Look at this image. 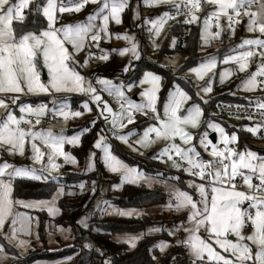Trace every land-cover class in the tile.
Wrapping results in <instances>:
<instances>
[{"label":"snow or ice","instance_id":"obj_1","mask_svg":"<svg viewBox=\"0 0 264 264\" xmlns=\"http://www.w3.org/2000/svg\"><path fill=\"white\" fill-rule=\"evenodd\" d=\"M31 2L32 0H13V2H10V0H0V93L36 95L41 93L50 94L52 92H76L88 95L90 96L91 104H94L96 108V118L91 120L90 126H95L97 120H102L105 124H108L110 121L112 135L124 143H129L131 133L123 134L118 129H123L126 123L132 124L135 119L134 113L148 115L149 112L152 114V118L158 122L159 126L151 125L143 130L142 136L135 141L142 147H147L150 143L151 134H155L156 138L163 137L172 140L179 136L186 144L193 139L192 135L185 132L181 125L191 124L193 127H197L202 114L201 108L199 105H195L188 110L186 115H178L182 103L190 99L188 94L179 85H173V88L169 90L167 101L163 104V118H161L156 108L162 82L160 75L151 71L143 73L139 84L141 86L149 85V87L144 88L140 93L144 102L135 103L125 97L124 83L114 84L111 79L96 77L95 84L102 86L98 90L91 80H87L79 72L70 69L66 63V61L71 59L72 55L64 46L66 42H70L75 51L81 50L85 45V41L89 42V48H100V41L110 38V21L116 25L122 23V13L128 8L130 0H111V2L104 0L99 7V11L96 14L88 16V24H68L62 28L55 27V23L57 22L56 13H79L90 0H78V2L76 0H68V3H64L63 0H60V2L58 0H46V3L43 5L37 3L35 10L37 12L42 10L43 16L46 17L48 22L47 29L41 31L39 35L29 31L19 35L17 38L13 29V21L23 22L25 18L23 10L28 8ZM91 2L97 3V0H91ZM170 2L172 0H143V3L146 5L156 6ZM207 2L216 6V11H213L203 23L204 32L201 35V39H204L206 42L209 36H220L219 29L221 25L219 18L221 15L226 17L227 26L225 31L229 35L240 24V18L246 16L248 18L247 31L256 32L258 30L264 36V0H207ZM172 7L175 9V12L170 14V12L165 11L158 18L144 21L145 24H150L148 32L153 39L160 35L166 20L181 14L184 9H186V12H184L186 16L184 22L189 24L196 22L198 17L194 13L201 9V0H182V3L179 4L172 2ZM213 17L217 21L216 28L218 31L215 33L209 31L211 28L210 22ZM98 18L102 21L99 26L93 23ZM116 35L117 38H120L121 34L117 33ZM123 38L130 46L122 48L119 51V55L123 57L125 54H130L129 64L122 69L123 73H128L131 71L132 60L140 59V52L134 37L125 34ZM175 43V38H173L171 45L174 47ZM244 45L255 46V48L259 49V52L247 50L237 55H227L223 63L235 62L239 66V71L244 72L248 68L249 58L258 56L260 63L257 66V70L248 74V77L244 80L243 87L247 91H264V38L244 39L241 47ZM153 46L157 47L155 43ZM100 52L101 55L98 59L108 61V50L100 48ZM93 55L94 53L91 51L88 52L89 58ZM41 58L43 67L48 71L47 83L41 82L40 78L38 63ZM84 63L87 64L88 60H85ZM216 66L217 61L210 59L207 63H201L198 67H193L189 71L195 73L197 78L203 79L205 74L215 69ZM230 75V69L221 72L220 82L223 83L225 78ZM133 86V83H128L127 89L130 91ZM211 90L212 80L209 79L207 85L201 91L208 93ZM104 92L120 98L122 102L119 113H114L108 102L103 99L101 93ZM199 94L198 92L197 95ZM18 99V96H14L11 102L15 104ZM90 102L84 101L82 103L85 112L93 111L92 107H90ZM53 103H56V101H53ZM125 104L127 105L126 107ZM18 106L21 113L27 112L29 115L37 117L35 120L36 124L40 123L39 117L48 111L47 106L44 104L35 108L24 104ZM0 107L7 110L8 106L4 99H0ZM66 107V104H61L59 109H53V112L58 111L65 119L69 115L73 117H80L82 115V112L79 110L65 111ZM249 109V114L245 118L253 120L254 123L251 126H247L244 130L253 136L264 133V99L250 101ZM251 110H255L257 114L253 115ZM21 122L29 125V129L25 130V128L20 127ZM31 124V120H25L23 116L17 119L8 111L4 122L0 125V144L10 145V148L7 149L9 154L18 152L23 156L26 138L28 137L32 141L41 140L50 149L47 154L46 163H41L44 160L45 153L41 151L37 143L32 142L30 144V159H32L34 164H41L39 168L28 166L16 167L6 161L0 163V232L3 233L2 239L7 242V247L5 244H0V264H5L10 258L8 247L19 250L20 254L23 255L30 247L31 237L35 235L37 240L40 238L39 234L34 233L30 227L34 222L33 218L24 214H14L12 211L13 207L21 205L31 209H47L49 215H52L59 211L55 207L56 199L64 194V188L58 187L56 195L51 201L43 199L34 201L14 199L12 197L13 180L17 177L32 181L47 182L51 180L59 185V177L53 175L61 166L56 163V159L63 157L64 163L73 165L77 163L75 156L63 151V145L65 143L78 145L81 141L79 134L56 137L51 132L43 134L31 131ZM208 127L218 132L220 142L224 147L220 149L216 145H213L207 139V132L201 136L200 144L206 152L209 148L211 149L209 155L214 159L218 158L216 163L219 167L213 165L211 160L204 161L200 159V153L196 152L195 147L182 149L174 143L154 157L162 159L167 156L171 160L172 153H174L181 160L187 162L189 167L185 168V171L189 175L199 176L202 180L206 177H211L209 183L212 186L210 201L209 192L203 183L194 184L193 182H189V186H194L198 192L200 196L199 201L194 200L192 195L187 192H177L175 205L170 203L168 207H175L177 209L187 208V223L181 225L179 228L169 230L168 235L176 237L177 232L183 230L188 233V236L186 239H175L174 244L172 242L161 241L150 247L149 252L153 253L155 249H159L163 253L168 247L178 245L188 249L191 264H249V262L251 264H264V196L249 195L246 191L237 190L235 183L236 177L239 176L249 192L253 190L255 192H264V157L258 156L254 151L246 150L237 153L235 148L229 147L230 144H234L238 139L235 133L229 136L223 127L215 123H209ZM88 130L89 128L84 129L85 132ZM261 138H264V135ZM107 141L108 136L105 134V130L100 129L96 133L93 148L99 149L102 152L103 163L111 172H121L122 182L136 183L140 179H144L145 183L152 182L150 178L143 176L137 169L130 168L118 160L113 155L111 146ZM135 150L133 148V151ZM236 156H238V159H233ZM94 157L95 151H92L87 161L88 170H92L94 167ZM226 160H230L231 163H224ZM174 166L180 167L175 162ZM193 169H198V171L194 172ZM241 169H247V172L241 171ZM254 178L259 183L254 184ZM217 185H227V187ZM119 186L114 185L113 187ZM78 188L83 191L85 189V182H79ZM96 188V182L92 181L90 191L93 194ZM68 194L71 195L72 193ZM244 201H249L250 206L256 209L254 214L240 207ZM105 203L107 204V202ZM108 208L120 216L141 215L139 212L134 213V211L115 209L112 205H108ZM9 216L12 219L8 230L5 231L6 219ZM88 221L89 216L86 214L77 221V225L88 229ZM248 221H250L252 232L245 235L242 229ZM202 228L208 234L206 238L198 235ZM60 231L70 232L71 229L61 228ZM148 231L160 232L163 229L161 227H152ZM229 233L237 238L235 243L227 239ZM20 234H23L26 238H19ZM140 238L141 235H129L122 238L118 237L117 239L128 244L130 248H135ZM213 240L214 244L211 242ZM252 245H255V251ZM217 246L223 249L225 253H229L230 257L234 259L221 254L217 250ZM83 248L92 249V245L89 242H85ZM97 251L98 254L103 252L102 249ZM11 258L14 261L18 259L14 254ZM152 258L156 260L154 254ZM67 259L71 260L72 257H68ZM102 264H111V259L106 257L102 261ZM171 264H176V257L171 258Z\"/></svg>","mask_w":264,"mask_h":264},{"label":"rangeland","instance_id":"obj_2","mask_svg":"<svg viewBox=\"0 0 264 264\" xmlns=\"http://www.w3.org/2000/svg\"><path fill=\"white\" fill-rule=\"evenodd\" d=\"M10 2H13V0H10ZM58 2H60V0H58ZM63 2L68 3V0H63ZM76 2H78V0H76ZM103 2L104 0H97V3H92L90 0V2L79 13L72 12V13L60 14L59 12H57L56 13L57 22L55 23V27L62 28L63 26H66L68 24H72V25L88 24L89 23L88 16L96 14L99 11V7L100 5H102ZM109 2H111V0H109ZM172 2L179 4V3H182V0H172ZM172 2L156 6V5H146L143 3V0H130L128 8L125 10L124 13H122V23L120 25H116L114 22L110 21L109 23V32L111 33L110 38L107 40L102 39L100 41V48L108 50V53H109L108 61H102L98 59V57H94V56L89 58L88 52L91 51L92 48L99 50V51H100V48H96V47L89 48L88 41H85L84 47L79 51H75L70 42H66L64 45L65 48L68 50V52L72 54L71 59L66 61V63L68 64V67L70 69H74L75 71L79 72L82 76H85L87 80H91L93 82V85L97 87L98 90L102 86L95 84L96 77L111 79L114 84L124 83L125 85L124 91H125L126 98L134 101L135 103H143L144 101H143V98L140 96V93L143 91L144 88L149 87V85L141 86L139 84V80L143 77V73L145 71H151L157 75H160V74L155 71L145 69L139 75V78L135 80L134 78L131 77L130 72L128 73L122 72V69L126 65L129 64V58H130V54H125V56L123 57L119 55V51L122 48L130 46L128 42L123 38V36L125 34L132 36L134 37L135 42L138 45V50L140 52V58H141L142 48H144V51L147 57H149L153 61H157L158 65L164 68H168L175 74L174 76L176 79L173 80L172 84L164 92H163L164 80H163V77L160 75L162 77V82H161V90L158 93V101L156 104V108L161 118H163V104L167 101L168 92L170 89L173 88V85H179L181 89L185 91L190 97V99L182 103L180 110L178 112V115H181V116L186 115L188 110L194 107L195 105H199L201 108L202 114L199 118L197 127H193L191 124L181 125L183 130L189 133L190 135H192L193 137V139L187 144L184 143L179 138V136H177L174 140H172V139H165L163 137L156 138L155 134H151L150 143L147 145V147H142L140 144L136 143L135 141L138 140L140 136H142L143 130L151 125H156V126H159V125L156 120L150 121L147 118V115L140 113V115L138 116L134 115L135 119L132 124L126 123V126L123 129H118V131H120L123 134L131 133V135L129 136V143H124L122 141L117 140L112 135V133H111V137H109L105 132V134L108 136L107 142L110 144L111 150H112V147H114L115 145L114 142H117L125 152L143 160L142 159L143 156H146L148 154H158L162 150H164L166 147H169L171 144L174 143L182 149H188V148L195 147L196 152L200 153V159H203V157L206 156L205 155L206 151L204 147L200 144V139L203 133L207 132L208 134L207 139L210 141H211L210 136L212 134H215L216 143H212V144L216 146L222 145L224 147V145L220 142L218 132L208 127L209 123H215L223 127L226 134H228L229 136H231L232 133H235L237 135L238 137L237 141L234 144L229 145V147L234 146L237 153L244 152L246 150L254 151L258 154V156L264 157V138H261L259 134H257L256 136H253L251 133L244 130L247 126L253 125L254 122H252L251 120H243V119H224V118L220 119V117H218L215 113V107H213V104L216 101L218 102L217 100L218 98L219 100H222L220 99V96L222 94L221 90L223 89V87L227 83L235 79L237 82L231 91V94L233 96L244 98L245 100L249 102L264 99V91H260V90L247 91L243 87L244 80L248 77V74L251 72H255L257 70V66L260 63L258 56L249 58L248 68L244 72L239 71V66L235 62H229L227 64L223 63L224 58L227 55H237L240 52L247 51V50H254L256 52H259V49L255 48V46L244 45L243 47H241V44L244 39L262 38V35L258 32V30L256 32L247 31V25L245 24L246 16L240 18L241 19L240 24L237 25L235 27V31L231 35H229V33L225 31L226 26H227L226 17L221 15L219 18V23L221 25V28L219 29L220 36L219 37L209 36L206 42L204 39H201V35L204 32L203 23H204V20L208 16H210L213 11H216V6L209 4L207 0H201V9L194 13L198 17V19L196 22L193 23V25L199 28L200 43L203 47L201 49V53L199 57H202L203 59L196 64L187 66L185 65L186 55L180 51H173L172 53H169V54H161V49H162L161 47L163 46V43L168 38L170 30L173 27H175L180 20L178 15H175L174 17H171L168 20H166L161 30L160 35L158 37H155L154 39L150 37L149 32H148V29L150 28V24L144 23V21L146 20L158 18L165 11L170 12V14L175 12V9L172 7ZM27 9L28 8L23 10L24 16H25V12ZM127 10L128 12H126ZM137 13H138V16H137ZM212 20L210 22L211 28L209 29V31L211 33H215L216 31H218V29L216 28L217 21L215 17H213ZM243 21H244V24H243ZM93 23L99 26L101 25L102 21L98 18L97 20L93 21ZM47 25H48V22H47ZM46 29L47 27L40 30L39 32H34V33L39 35L41 31L46 30ZM117 33L121 34L120 38H117V35H116ZM173 38H175V41H176L174 47L171 45V41ZM154 43L155 45H157V47L153 46ZM176 44H177L176 36L173 35L172 37L167 39L168 49L175 50ZM210 59H215L217 61V66L215 69H212L207 74H205L203 79L197 78L195 73H191L189 71L193 67H198L201 63H207L208 60ZM85 60H88L87 64L84 63ZM136 61L138 60H132L131 69L133 68V64ZM172 61H174V63H172ZM38 68L40 70L41 82L47 83L48 71L46 68L43 67L42 58L40 62L38 63ZM226 69L231 70V75L226 77L224 82L221 83L220 73L225 71ZM213 73H215V75H213ZM209 79L212 80V90L208 93H203L201 89L207 85ZM128 83L134 84V86L132 87L130 91L127 89ZM198 92L200 93L199 95H197ZM101 95L103 99L108 102L109 106L113 109L114 113H119L121 111L120 104L122 101L120 100V98L116 97L115 95H109L106 92L101 93ZM14 96L19 97V99L17 100L15 104L11 102ZM0 99H4L5 103L8 106L7 110L3 107H0V125H2V123L4 122L7 112L10 111L17 119L23 116L25 120H31L32 121L31 131L40 132L43 134H47L51 132L52 135L56 137H59L61 135L72 136L74 134H79L81 136L82 132L80 131L69 133L68 132L69 127L73 123L81 124L84 122H91L92 119L96 118V108L94 104H91L90 96L84 95L82 93L52 92L50 94L41 93V94H36V95L25 94V93H18V94L17 93H0ZM72 99H78L77 107L73 108L72 101H71ZM53 101H56V103H53ZM84 101L90 102V107H92L93 109L92 112H85L83 110L82 103ZM205 101L207 102L205 103ZM21 104L28 105L33 108L38 107L41 104H44L47 106L48 111L43 116L39 117L40 123L36 124L35 120L37 119V117L31 116L27 112L25 113L20 112L18 105H21ZM61 104L67 105V107L65 108V111L71 112V111L79 110L82 112V115L80 117H73L69 115L68 118L65 119L64 116L59 114L57 120H53L50 123L45 122V117L48 114L53 113L52 107L53 106L60 107ZM149 114L151 113L149 112ZM97 123H100V120H97ZM20 127L25 128V130L29 129V125L23 122H21ZM100 127L101 129H104V130L106 129L109 132H111L110 131L111 129L110 121L108 124H105V123L104 125L100 124ZM240 130H243L249 133L250 135H252V139L249 141L250 144L246 146L245 148L240 147V134H239ZM32 142L37 143L38 146H40L41 151L45 153L44 160L41 163H46L47 154L49 153L50 149H48L47 146H45L41 140L32 141L30 137L26 138L25 152L23 156H21L18 152L15 154H9L7 149L10 148V145L0 144V163H3L6 161L16 167L28 166V167L39 168L41 164H34L32 159H30V156H31L30 144ZM79 144L71 145V144L65 143L63 145V151L68 152L73 156V153H71L70 150H66V148L67 147L70 149L76 148L79 146ZM133 148H135L136 150L133 151ZM175 157L180 158L176 155ZM209 157L212 161V164L218 167L216 163V158L214 159L211 156ZM101 159H102V152H101ZM233 159H238V156L233 157ZM181 161L186 165L185 167H181V169L185 171V168L189 167V165L187 164L186 161H183V160ZM56 163L60 164L61 166L56 172L53 173V175L58 176L59 180L64 175L65 165H69L72 171H77L79 169L78 162L75 165L70 164V163H64L63 157H58L56 159ZM171 165L174 169L179 170V168L174 166V163H171ZM128 167L135 168L131 166H128ZM105 170H106V177L109 180L117 179L118 183L121 185L126 183V182H122L121 172H111L106 166H105ZM193 170L198 171V169H193ZM241 171L247 172V169H241ZM186 174L189 176L188 181L193 182L194 184H201L202 182L206 181L205 179L202 180L199 176L189 175L187 172ZM210 180H211V177H210ZM235 181L241 182L240 185L237 186V190L246 191L249 195L260 196V194H257L259 192H255L254 190L249 192L247 187L243 185L242 179L239 176L236 177ZM115 184L110 186V189H109L108 183L106 181H103L102 183H100L99 195L97 197V200L95 201L94 210L99 207L100 202L98 201L105 195L106 191L109 190L110 194L113 196H119L120 193H116L114 190L113 186ZM171 186L175 187L173 183H171ZM211 186H212L211 184L209 186H205L206 190L209 192V198H211ZM217 186L225 187L224 185H217ZM191 188H194L195 195L192 196L193 199L196 201H199L200 196L198 192L195 190V187L193 186ZM57 190L50 197V199L53 198L54 195H56ZM64 192H65V189H64ZM177 192H180V191L175 190L171 192L172 198H173V203L171 204L173 205H175L177 201ZM111 205L115 209H120V210L126 209V208L118 207L113 204ZM198 206H201V205H198ZM240 207L242 209L248 210L249 212L250 210H252L253 214L256 211L255 208H252L250 206L249 201H244V203L241 204ZM136 209L138 210L139 208H136ZM170 210H174L176 212H184V214L186 215L185 224L187 223V216H188L187 208L177 209L173 207L172 209L169 208V211ZM12 211L14 214H24V215L32 217L34 222L31 224L30 227L34 233H38L37 228H38L39 218H38V215L35 214L36 213L35 211H33L30 208L21 206V205H15ZM86 214L89 216V220H90L91 215L93 214V211L87 212L83 214V216H85ZM11 219H12L11 216L7 218V222L5 223V229H4L5 231L8 230ZM180 226L181 225L174 227V228H179ZM61 228L63 227L55 228V224L52 223V221L50 224H48L47 226L48 231H47V238H46V246L48 250L58 249L59 248L58 241L61 242L63 246L71 245L69 232L60 231ZM63 229H66V228H63ZM167 229L172 230L171 228H167ZM181 231L183 232V239L187 238L188 233L184 232L183 230H180L177 232V235L176 237H174V240L178 239L177 237L180 236ZM242 231L245 235L251 234L252 227H251L250 221H249V225L245 224ZM198 235H200L202 238H206L208 234L202 228L200 232L198 233ZM0 236L1 237L3 236L2 232H0ZM19 238H26V237L23 234H20ZM227 239L231 240L233 243H235L237 240V238L231 233L227 235ZM211 242L214 244V240ZM33 246H36V247L42 246L39 239L37 240L35 238V235L31 237L30 247L28 248L26 252L23 253L22 256L26 255ZM252 247H253V250L255 251V245H252ZM15 250L17 251L18 254H20L19 250L17 249ZM217 250L220 251L221 254L230 257L229 253H225L223 249H220L218 246H217ZM9 257L10 258L5 262V264H10L11 261L13 260L10 255ZM230 258L234 259L233 257H230ZM41 263L50 264V262H47V261L38 262L36 264H41ZM249 264H251V262H249Z\"/></svg>","mask_w":264,"mask_h":264},{"label":"trees","instance_id":"obj_3","mask_svg":"<svg viewBox=\"0 0 264 264\" xmlns=\"http://www.w3.org/2000/svg\"><path fill=\"white\" fill-rule=\"evenodd\" d=\"M43 5L46 0H33L25 12L23 22L14 21L13 29L17 36L26 32H39L47 27V21L43 16L42 10H35L36 4ZM128 12V10L126 11ZM176 36L177 44L175 50L168 49L167 39ZM161 47V54H169L173 51H180L186 55L185 65L190 66L200 62L203 58L199 57L201 49L199 28L193 23H185L181 19L178 24L170 30L168 38ZM225 43V42H224ZM149 69L159 73L164 80L163 92L175 80V74L168 68L161 67L157 61H153L145 54L142 48L141 58L133 64L130 71L132 78L137 80L143 70ZM236 79L227 83L221 90L222 94L213 104L216 106L219 102L243 103L247 102L244 98L233 96L231 91L236 85ZM162 92V93H163ZM72 106H78V99H72ZM218 118V117H217ZM221 119V118H220ZM100 123L95 126H90V122L73 123L69 127V133L80 131L81 141L76 148H66L73 153L79 165L77 171H72L69 165L64 166V175L60 178V184L57 185L54 181H32L26 178H16L13 181L12 197L14 199H48L58 187H63L65 192L59 200L60 215L54 219H50L45 212H36L38 215V234L41 247L33 246L26 255L22 256L17 253L15 248L8 247L9 255L13 254L18 257L17 260H12L10 264H36L38 262H54L56 264H102V261L107 257L111 259V264H171V258L176 257V264H185L188 256L184 246H171L157 260H153L152 255L157 256L158 249L153 253L149 252V248L161 242L168 241L174 244L171 236L165 231L167 228L174 229L179 225L185 224L186 215L177 214H162V215H142L140 217H115L107 218L104 216V207L113 204L120 207H147L156 204L172 203V195L166 191L161 185L149 187L145 184H125L119 196H113L108 191L98 201L99 207L94 210L95 201L99 195V185L103 181L108 183V187L117 183V179L109 180L106 177V170L101 159L99 149L93 148V142L96 139V133L101 129ZM85 128H89L87 132ZM240 147L245 148L250 143L252 135L240 130ZM112 152L114 155L123 160L131 167H135L142 174L151 175L164 180L175 182L178 187L190 195L194 194V188L189 186L188 177L169 172L162 167L141 160L125 152L122 147L114 142ZM95 151L94 167L92 170L87 169V161L91 152ZM151 155V154H148ZM204 156L203 158H205ZM85 182V189L81 191L78 188L79 182ZM95 181L97 188L93 194L90 191L91 182ZM68 193H72L69 195ZM107 202V204L105 203ZM93 211L89 220V228L84 229L77 225V221L83 214ZM52 220L55 227L68 228L70 231V246H63L58 241L59 248L56 250H48L46 246L47 225ZM152 227H161L163 231L160 234L145 235L142 237L135 248L129 249L126 243L116 242L112 239L115 233H145ZM89 242L92 249L83 248V244ZM0 243L7 242L0 236ZM99 249L103 252L98 254ZM78 253V254H77ZM68 257H72L68 260Z\"/></svg>","mask_w":264,"mask_h":264},{"label":"built area","instance_id":"obj_4","mask_svg":"<svg viewBox=\"0 0 264 264\" xmlns=\"http://www.w3.org/2000/svg\"><path fill=\"white\" fill-rule=\"evenodd\" d=\"M184 12H186V9L182 10L181 14L178 15V17L182 20V21H185L186 19V16L184 14ZM213 21V20H212ZM215 22V20H214ZM91 52L94 53V57H99L101 55V52L99 50H96L94 48L91 49ZM249 103L250 102H243V103H231V102H219L216 104L215 106V113L218 117L220 118H224V119H243V120H248L246 119L245 117L249 114ZM126 106V104H125ZM56 109H59L58 106H56ZM252 111V114L253 115H256V111L255 110H251ZM58 111L57 112H53L51 114H48L46 117H45V122L47 123H50L52 122L53 120H57L58 119ZM134 115L138 116L140 115V113H134ZM147 118L150 120V121H155V119L152 118V114H149L147 115ZM31 119V118H30ZM102 122V124L104 125V122L102 120H100ZM252 122H254L253 120H251ZM105 132L106 134L111 137V132H109L108 130L105 129ZM260 136L264 135V133H261L259 134ZM218 148L220 149H223V146L222 145H217ZM232 148H234V146H231ZM211 151V149L209 148V150L205 153L206 157L203 158L204 161H209L211 160L210 159V155H209V152ZM157 154H151V155H146V156H143L142 159L149 162V163H152V164H155V165H158L160 167H162L163 169L169 171V172H172V173H175V174H178V175H182V176H185V177H189L186 172L181 169V167H185L186 165L180 160V158H177L175 157V155L172 153V159L169 160L167 158V156L163 157L162 159H159V158H154ZM218 158H216V161H217ZM176 163V164H179L180 167H179V170H176L172 167L171 163ZM224 163H227V164H230L231 161L230 160H226L224 161ZM218 165V164H217ZM206 167H208L206 165ZM219 167V165H218ZM194 172L196 170H193ZM229 171H230V168H229ZM205 182H202L205 186H209L210 183V177H206L205 178ZM164 183V180H160L159 181V184H163ZM236 185H240V181H235ZM253 183L256 184V183H259L258 180H256L255 178L253 179ZM225 187H227V185H224ZM257 194H260V196H264V192H259ZM209 201H210V198H209ZM250 212L253 213L252 210H250ZM246 225H249V221L246 222ZM185 264H191V260L190 258H188L185 262Z\"/></svg>","mask_w":264,"mask_h":264},{"label":"crops","instance_id":"obj_5","mask_svg":"<svg viewBox=\"0 0 264 264\" xmlns=\"http://www.w3.org/2000/svg\"><path fill=\"white\" fill-rule=\"evenodd\" d=\"M253 10H255V9H253ZM243 24H244V21H243ZM245 24L247 25L248 24V18L246 17L245 18ZM262 38H264L263 36H262ZM247 102H249V101H247ZM53 109H56V106H53L52 107ZM52 109V110H53ZM30 118V117H29ZM116 156V155H115ZM117 157V156H116ZM117 159L118 160H120L122 163H125L123 160H121L119 157H117ZM126 164V163H125ZM126 165H128V164H126ZM129 166V165H128ZM136 169V168H135ZM143 176H145V177H148V178H150L151 180H152V182L151 183H145V181H144V179H140L139 181H137L136 183H128V182H126V183H124V184H119L118 182L115 184V185H120L119 187H114V190H115V192L116 193H120L121 191H122V188H123V186L125 185V184H145V185H147V186H149V187H153V186H155V185H161V187H163L166 191H168L170 194H171V192L172 191H174V189L175 190H177V191H180V192H183L179 187H178V185L175 183V182H173V181H171V180H164V179H161V178H157V177H154V176H151V175H147V174H143ZM160 180H164V183L163 184H159V181ZM141 181H143V182H141ZM171 183H173L174 184V186L175 187H172L171 186ZM109 188V187H108ZM109 191V190H108ZM108 191H106V193L108 192ZM172 195V194H171ZM55 196V195H54ZM63 195H61L60 197H58L57 199H56V201H55V207L57 208V209H59V211L58 212H56V213H54V214H52V215H49V213H48V211H47V209H44V210H40V209H32L33 211H35V212H45L46 214H47V216L50 218V219H54V218H56L57 216H59L60 215V208H59V205H58V203H59V200H60V198L62 197ZM53 198H49V199H43V200H48V201H51ZM173 199V198H172ZM18 200H23V201H34V200H39V199H22V198H19ZM173 203V202H172ZM109 205H111V204H109ZM168 205H169V203L168 204H156V205H151V206H147V207H141V208H139L138 210L136 209L137 207H122V208H126V209H124L125 211H134V213L135 212H139V213H141V215H136V214H134V215H132V216H124V217H140V216H142V215H144V214H146V215H162V214H166V215H169V214H177V215H181V214H183L184 212H176V211H174V210H170L169 211V207H168ZM118 207H120V206H118ZM173 208V207H172ZM172 208H170V209H172ZM31 209V208H30ZM120 210V209H119ZM32 211V212H33ZM35 216V215H34ZM104 216L105 217H107V218H115V217H123V216H120V215H117L114 211H112V209H109L108 208V205L106 206V207H104ZM35 218V217H34ZM51 221L52 220H50L49 221V223L48 224H50L51 223ZM6 222H7V219H6ZM52 223H53V221H52ZM38 224H39V222H38ZM48 226V225H47ZM55 228H57V227H55ZM38 229V228H37ZM165 231L166 232H168L169 231V229H165ZM162 231H160V232H149V231H147V232H145V233H115L114 235H113V237H112V239L114 240V241H116V242H120V243H124L122 240H118L117 238L118 237H120V238H122V237H124V236H129V235H141V238L142 237H144L145 235H154V234H160ZM69 235H70V232H69ZM140 238V239H141ZM172 238V237H171ZM178 239H183V232L181 231V234H180V236H178L177 237ZM139 239V240H140ZM172 240L173 241H175L174 240V237L172 238ZM139 242V241H138ZM138 242H137V244H138ZM168 242V241H167ZM136 244V245H137ZM128 245V244H127ZM128 247H129V245H128ZM171 247V246H170ZM170 247H168L166 250H165V252L170 248ZM129 249H133V248H130L129 247ZM185 250H186V254H187V256H188V258H190V255H189V251H188V249L185 247ZM165 252H163V253H161L160 251H159V249H158V254H157V256H156V260L162 255V254H164ZM42 264V263H41ZM50 264H56V263H54V262H51Z\"/></svg>","mask_w":264,"mask_h":264},{"label":"water","instance_id":"obj_6","mask_svg":"<svg viewBox=\"0 0 264 264\" xmlns=\"http://www.w3.org/2000/svg\"><path fill=\"white\" fill-rule=\"evenodd\" d=\"M210 139H211L212 143H216V135L215 134H212L210 136Z\"/></svg>","mask_w":264,"mask_h":264}]
</instances>
